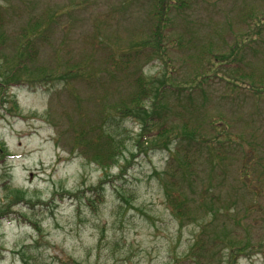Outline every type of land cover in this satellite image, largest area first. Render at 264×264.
<instances>
[{"label":"rangeland","instance_id":"rangeland-1","mask_svg":"<svg viewBox=\"0 0 264 264\" xmlns=\"http://www.w3.org/2000/svg\"><path fill=\"white\" fill-rule=\"evenodd\" d=\"M186 1L185 7L173 8L171 28L165 33L170 57L145 44L152 33L154 0H0V11L8 23V40L2 51L13 56L22 29L29 22L43 23L55 13L56 24L47 32L54 47L44 46L28 76L42 73L40 68H57L59 63L70 71L74 64L87 62L91 71L104 72L112 68L110 54L116 52L117 60H128L131 69L142 66L156 88L167 80L160 96L164 108L153 130L165 125V136L175 137L181 131L182 118L189 116L196 127L203 128L205 138L221 145L226 155L220 161L206 154L204 145L203 152L192 155L187 168L196 174L192 186L185 184V188L197 199L194 208L203 213L200 192L209 186L218 206L236 204L243 219L236 226L228 217L226 231L234 228L233 233L240 234L248 225L253 243L261 244L264 94L249 89L259 82L249 73L264 68V28L251 39V28L264 12V0ZM175 38L180 41L171 43ZM235 44L245 45L240 64H236L239 68L232 65L215 70L207 63L209 55L201 53L213 49L230 55ZM56 51L60 59L55 57ZM130 51L132 56H128ZM100 79L99 85L94 80L93 88L79 80H71L65 87L59 78L47 87L10 89L18 103H6L0 119V150L4 146L7 152L0 162V203L23 190L35 205H18L16 218L0 220V264H24V257L33 264H74L72 260L80 264H228L217 246L207 247L200 263L183 259L201 234L200 224L187 221L180 225L172 215L160 180L167 177L168 151L162 147L148 152L143 141L140 150L136 144L140 126L131 121L126 122V149L120 163L128 167L122 182L134 197L129 203L121 202L111 182L106 184L105 202L96 210L88 205L89 188L105 177V170L87 155L72 151L70 127L79 116L92 114L97 102H128L130 94L124 69L117 75L114 69L104 72ZM221 116L230 131L241 137L226 140L221 134L217 139L212 136L215 130L206 121ZM177 142L181 150L193 143L175 141L173 147ZM251 159L249 164L257 176L253 187L239 174L243 162ZM174 169L178 175L179 168ZM108 172L112 177L120 169L113 167ZM178 181L174 179V183ZM28 218L40 224L42 236ZM222 222L220 217L208 225L207 240L221 235ZM258 248L237 264H264V247Z\"/></svg>","mask_w":264,"mask_h":264},{"label":"trees","instance_id":"trees-1","mask_svg":"<svg viewBox=\"0 0 264 264\" xmlns=\"http://www.w3.org/2000/svg\"><path fill=\"white\" fill-rule=\"evenodd\" d=\"M149 1V0H148ZM154 11L151 12L153 18L152 33L150 38L145 42L146 45H152L151 47L155 51H160V54H165L170 57V54L165 43V33L168 28H171L170 22L172 21L171 13L173 8L176 6L185 7L187 4L186 0H154ZM256 21L251 28V39H255L256 36L260 35V31L264 28V12L259 13ZM56 14H50L43 23H31L29 22L23 29L22 38L17 41V49L13 56H7L3 53V46L8 40L7 35V20L3 17L0 11V119L4 117V111L6 109V103H12L17 106V100L10 96V89L13 87L29 86L36 88L37 86H49L55 80L61 78L65 87L69 85L71 80H79L85 82L89 87H94V80L96 84H100L101 75L104 72H109L114 69L115 74L117 72L125 70L126 77H128L127 90L130 91L128 102H97V109L90 115L84 114L79 116L73 121V126L70 127L72 132V151L80 153L81 155H87L88 159L97 163L103 170H105V177L101 178L96 186L90 187V195L86 201L88 205L92 206L93 209H98V204L105 202V189L106 184L113 182L115 189L118 191L121 202L129 203L133 196L130 189L126 188L123 184L125 176L128 174V167L120 163L121 157L123 156V150L126 149V133L128 132L126 122L131 121L135 125L140 126L139 137L137 138V146L141 150L142 143L146 142V150L150 151L153 149L161 150L162 147L168 151L170 160L168 162V169L166 170V178L161 177L160 180L165 189L167 198V205L172 215L178 220L180 225L187 223V221H196L199 223L201 228V234L194 240L192 245L189 247V251L185 254L183 259H193L197 263H200L204 257L203 253L207 251V247L213 248L217 246L219 251L227 257L228 264H237L238 260L242 256H248L252 251L259 250L258 247H264V242L261 244H254L250 236L248 225L242 230V233H233L236 231L234 228H227V222L229 219L235 223V225H241L243 219L238 215V209L236 204H226L221 206L217 205V199L213 200V193H210L209 186L204 187L200 192L199 201L203 203L201 206L202 214H198L194 208V204L197 199L193 198L186 190L187 186H192L195 172L189 170L187 166L190 165V159L194 153L203 152L201 146L204 145L206 154L209 156L217 157L218 160L223 161L225 152L221 149V145H217L211 139L205 138L202 130L203 128L196 127L195 122L190 119L189 116L183 117L181 120V131L175 133V137L171 135L165 136L166 126L161 125L159 130L156 132L153 127L157 126V121L161 118V112L164 108V103L160 102V96L162 95L165 87H167V80L163 81L159 87H155V80L145 77L143 67L138 69H131V64L128 60H117V53L113 52L110 54L112 59V68H107L104 72H93L90 70L89 63L85 62L82 66L74 64L70 71L65 70L62 64H58L57 68L52 70H46L40 68L42 73H37V76H28L31 68L35 66V62L41 59L42 49L45 45L53 46V43L48 38V33L51 26L56 23L54 19ZM259 33V34H258ZM247 42L250 40L246 39ZM171 43L178 42V38H175ZM240 44V43H239ZM235 46V47H234ZM243 46H232L229 50L230 55H226L225 52H215L213 49H209L207 52L203 51L205 55L208 54L207 63H211L216 67L231 68L232 65H236L240 62V52L243 51ZM247 46V45H246ZM162 47L164 50L155 48ZM132 53L128 56H132ZM193 55V54H191ZM190 55V56H191ZM57 59H60L58 51H56ZM240 64V63H239ZM202 64L196 66L197 69L201 68ZM212 65V68H213ZM70 67V66H67ZM240 65H236L239 68ZM211 68V69H212ZM251 78H257L259 81L257 84L252 83L249 87L250 90H254L258 94H264V68L260 72L252 74ZM203 74L201 75L202 78ZM207 76V75H206ZM201 80V79H200ZM202 81V80H201ZM191 93V92H189ZM192 95V94H190ZM163 97V95H162ZM193 106V102L189 103ZM194 111L195 109L192 108ZM224 117L221 116L218 119L206 121V124L210 125L215 133L212 135L215 139L221 134V137L226 140H234V137H241L239 134H234L230 131L229 126L224 121ZM231 127V126H230ZM178 138L179 140H175ZM181 138V139H180ZM192 141L188 146H184L181 150V145L177 142V145L173 147L175 141ZM196 143L197 145H194ZM144 145V144H143ZM136 146V147H137ZM77 151V152H76ZM148 151V152H149ZM147 152V153H148ZM6 148L1 147L0 150V162L5 160ZM3 155V156H2ZM256 155V152L254 153ZM259 157H257L258 159ZM244 159V156H242ZM249 160L244 161L240 168L239 174L240 179L250 182L252 186L257 179L256 174L253 172L249 164ZM118 167L120 172L110 177L108 172L109 169ZM175 167L179 168V174L177 175ZM174 169V172L171 170ZM183 172V175L181 173ZM259 175V174H258ZM171 177L172 179H168ZM178 178L179 181L174 183V179ZM123 181V182H122ZM245 181V182H246ZM118 185V187H116ZM253 187V186H252ZM248 188H250L248 186ZM264 190V186L260 188ZM75 195V194H71ZM7 203H0V220L10 218L14 216L16 218L17 211L15 207L21 204L34 206L35 204L26 198V191L16 190L13 196H8ZM219 202V200H218ZM223 219L221 228L223 232L221 235H217L216 238L207 240L205 231L208 225H214L219 219ZM229 217V219H228ZM30 225L39 232L42 236V227L36 221L28 218ZM213 244V245H212ZM24 264H33L29 258H23ZM74 264H80L77 261L72 260Z\"/></svg>","mask_w":264,"mask_h":264}]
</instances>
